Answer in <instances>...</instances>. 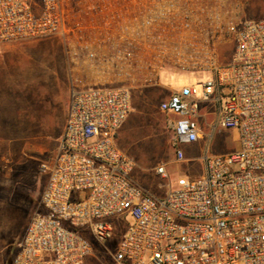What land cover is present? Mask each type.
Returning <instances> with one entry per match:
<instances>
[{"label":"built area","instance_id":"2783aa9c","mask_svg":"<svg viewBox=\"0 0 264 264\" xmlns=\"http://www.w3.org/2000/svg\"><path fill=\"white\" fill-rule=\"evenodd\" d=\"M248 1L0 0V45L58 37L69 72L63 131L7 264H86L122 221L115 264H264V17L247 18ZM164 67L212 76L158 105L175 160L208 102L238 148L205 151L199 177L151 194L115 136L133 90L160 86Z\"/></svg>","mask_w":264,"mask_h":264},{"label":"rangeland","instance_id":"374dc122","mask_svg":"<svg viewBox=\"0 0 264 264\" xmlns=\"http://www.w3.org/2000/svg\"><path fill=\"white\" fill-rule=\"evenodd\" d=\"M245 16L264 17V0H249ZM0 65H12L8 71L12 85L0 88V125L7 115L9 127H0V264H7L31 215L37 209L46 181L39 164L56 151L63 131L69 103V72L58 37L0 45ZM160 86L133 90L131 115L133 128L120 149L135 163L131 175L143 190L163 192L177 178L195 179L203 172L201 157L226 154L238 148L232 129L216 128L215 104L200 105L196 119L199 144L181 145L183 160H175L172 136L164 127L160 102L183 86H196L212 80L208 72H183L171 67L159 71ZM199 98V96H197ZM2 129H7L3 132ZM164 165L168 178L155 176L156 166ZM162 184V189L157 187ZM129 221V219L127 218ZM118 222L110 240L93 243L86 264H115L112 252L124 231Z\"/></svg>","mask_w":264,"mask_h":264},{"label":"crops","instance_id":"0c3cea01","mask_svg":"<svg viewBox=\"0 0 264 264\" xmlns=\"http://www.w3.org/2000/svg\"><path fill=\"white\" fill-rule=\"evenodd\" d=\"M10 66L12 65H0V88L1 87H7L9 85H12L13 84V81L9 78V75H8V71L10 69ZM169 96V95H168ZM68 109V108H67ZM131 111H132V108H131ZM131 111L128 115V117L126 118V120L123 122V124L119 127V129L117 130V133H116V136H115V142H116V145L118 147V149L120 151H122L120 149V147L122 148L123 147V144L125 143V141H127V139L129 138V133L131 131V129L133 128V121H132V117L130 118V115H131ZM2 117H4V121L2 122V124L0 125L1 128H8L9 127V120L6 119L7 115H2ZM66 118V116H65ZM65 122V121H64ZM64 127V125H63ZM3 132L7 131V129H2ZM195 144H199V141H197ZM123 152V151H122ZM124 153V152H123ZM154 173V172H153ZM155 175V174H154ZM156 176V175H155ZM134 181V179H133ZM135 182V181H134ZM168 184H173L169 181ZM160 185L162 184H158L157 187H159ZM44 187V186H43ZM163 187V186H162ZM165 189V188H164ZM161 190V188H160ZM42 191V190H41ZM147 192H149L148 190H145ZM149 193L151 194H155L156 192L154 191H150ZM161 193V192H160ZM160 193H157V194H160ZM40 196V195H39Z\"/></svg>","mask_w":264,"mask_h":264}]
</instances>
